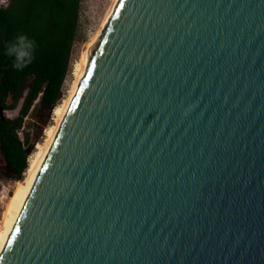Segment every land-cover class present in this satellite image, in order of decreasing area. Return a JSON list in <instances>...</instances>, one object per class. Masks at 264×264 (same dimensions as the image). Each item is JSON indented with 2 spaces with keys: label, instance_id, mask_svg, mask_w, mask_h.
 <instances>
[{
  "label": "water",
  "instance_id": "obj_1",
  "mask_svg": "<svg viewBox=\"0 0 264 264\" xmlns=\"http://www.w3.org/2000/svg\"><path fill=\"white\" fill-rule=\"evenodd\" d=\"M0 264H264V0H118Z\"/></svg>",
  "mask_w": 264,
  "mask_h": 264
},
{
  "label": "trees",
  "instance_id": "obj_2",
  "mask_svg": "<svg viewBox=\"0 0 264 264\" xmlns=\"http://www.w3.org/2000/svg\"><path fill=\"white\" fill-rule=\"evenodd\" d=\"M81 0H10L0 6V108L14 109L27 80L29 86L14 117L0 118V154L13 173L27 167L25 151L31 152L28 136L22 140L25 117L35 101L56 104L68 71ZM25 34L34 40L33 61L21 71L11 67L4 55L5 42ZM18 179V178H16Z\"/></svg>",
  "mask_w": 264,
  "mask_h": 264
},
{
  "label": "rangeland",
  "instance_id": "obj_3",
  "mask_svg": "<svg viewBox=\"0 0 264 264\" xmlns=\"http://www.w3.org/2000/svg\"><path fill=\"white\" fill-rule=\"evenodd\" d=\"M114 3L115 0L80 1L77 31L71 47V52L69 54L68 71L61 87L60 97L56 104L61 101L62 98L67 96L74 78L72 73L74 63L80 58L87 43L92 39V37L100 30L102 33L103 28L105 27L102 25L103 20L106 14L111 9L113 10ZM97 43L98 40L93 47L94 49ZM22 99L23 97L19 96L16 100V107L14 109H6L4 116L14 117L18 112ZM53 107L51 108V106H41L39 105L38 101H35L30 112L25 117L24 129H22L19 134L22 140L28 136V144L32 147L31 152L28 153L27 162L29 156L35 151L36 144L42 143L44 141L45 130L47 127L56 123L55 115L52 113ZM32 140H35L34 144H31ZM0 166H5V161L1 154ZM6 171L7 172L3 173L2 175L0 174V223L8 196L12 193L16 181H19L23 178V173L25 170L21 173L20 178L18 179H16L17 177L12 174L10 169L7 168Z\"/></svg>",
  "mask_w": 264,
  "mask_h": 264
},
{
  "label": "bare ground",
  "instance_id": "obj_4",
  "mask_svg": "<svg viewBox=\"0 0 264 264\" xmlns=\"http://www.w3.org/2000/svg\"><path fill=\"white\" fill-rule=\"evenodd\" d=\"M118 0H115L114 6ZM113 8V7H112ZM113 10L111 9L105 16L102 25L106 26L110 15ZM105 28V27H104ZM103 28V29H104ZM101 30L98 31L92 39L87 43L80 58L74 63L73 66V81L66 97L62 98L56 105H54L52 113L55 115L56 123L50 125L45 130V139L42 143H37L35 151L28 158V165L23 173V178L16 181L12 193L8 196L3 210L1 223H0V253L4 248L6 240L11 233L16 220L24 206V203L33 187L37 174L40 170L46 154L51 146L54 136L59 128L60 121L63 119L69 104L78 88L79 81L85 73L88 61L92 55L93 47L101 36Z\"/></svg>",
  "mask_w": 264,
  "mask_h": 264
},
{
  "label": "clouds",
  "instance_id": "obj_5",
  "mask_svg": "<svg viewBox=\"0 0 264 264\" xmlns=\"http://www.w3.org/2000/svg\"><path fill=\"white\" fill-rule=\"evenodd\" d=\"M10 0H0V6L7 7ZM36 43L25 34L17 35L12 41L5 42L4 55L11 58V67L21 71L34 59Z\"/></svg>",
  "mask_w": 264,
  "mask_h": 264
},
{
  "label": "flooded vegetation",
  "instance_id": "obj_6",
  "mask_svg": "<svg viewBox=\"0 0 264 264\" xmlns=\"http://www.w3.org/2000/svg\"><path fill=\"white\" fill-rule=\"evenodd\" d=\"M3 110H6V109H3ZM25 123V122H24ZM6 166V167H5ZM5 166H0V174L2 175L3 173L7 172L6 169L8 168L7 165L5 164ZM10 169V168H8ZM11 170V169H10ZM12 171V170H11ZM12 174H16V173H13L12 171Z\"/></svg>",
  "mask_w": 264,
  "mask_h": 264
},
{
  "label": "built area",
  "instance_id": "obj_7",
  "mask_svg": "<svg viewBox=\"0 0 264 264\" xmlns=\"http://www.w3.org/2000/svg\"><path fill=\"white\" fill-rule=\"evenodd\" d=\"M65 80V79H64Z\"/></svg>",
  "mask_w": 264,
  "mask_h": 264
}]
</instances>
